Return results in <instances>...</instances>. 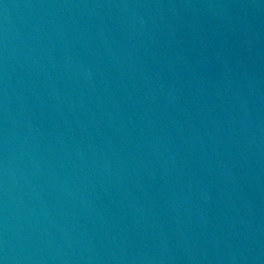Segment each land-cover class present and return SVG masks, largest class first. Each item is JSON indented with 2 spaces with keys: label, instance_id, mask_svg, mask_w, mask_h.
I'll list each match as a JSON object with an SVG mask.
<instances>
[{
  "label": "water",
  "instance_id": "1",
  "mask_svg": "<svg viewBox=\"0 0 264 264\" xmlns=\"http://www.w3.org/2000/svg\"><path fill=\"white\" fill-rule=\"evenodd\" d=\"M0 264H264V0H0Z\"/></svg>",
  "mask_w": 264,
  "mask_h": 264
}]
</instances>
